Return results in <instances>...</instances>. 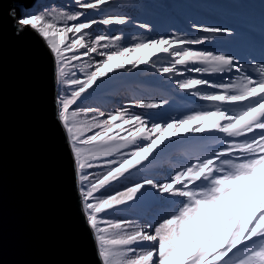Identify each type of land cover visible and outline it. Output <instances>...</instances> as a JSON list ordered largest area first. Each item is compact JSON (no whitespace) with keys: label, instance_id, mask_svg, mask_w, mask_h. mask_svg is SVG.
<instances>
[{"label":"snow or ice","instance_id":"obj_1","mask_svg":"<svg viewBox=\"0 0 264 264\" xmlns=\"http://www.w3.org/2000/svg\"><path fill=\"white\" fill-rule=\"evenodd\" d=\"M112 3L74 0L76 11L10 13L17 34L34 32L53 60L56 116L100 264H264V49L257 60L197 47L240 46L242 32L223 24L189 23L199 36L181 29L130 41L92 32L128 24L153 32L151 22L129 15H89ZM138 72L166 78L211 107L164 118L165 95L111 111L87 105L120 74ZM152 110L161 113L153 118ZM192 134H208L218 147L166 169L163 154ZM133 204L153 214L143 222L112 218Z\"/></svg>","mask_w":264,"mask_h":264},{"label":"water","instance_id":"obj_2","mask_svg":"<svg viewBox=\"0 0 264 264\" xmlns=\"http://www.w3.org/2000/svg\"><path fill=\"white\" fill-rule=\"evenodd\" d=\"M35 0H0V264H100L57 120L54 63L10 13Z\"/></svg>","mask_w":264,"mask_h":264},{"label":"rangeland","instance_id":"obj_3","mask_svg":"<svg viewBox=\"0 0 264 264\" xmlns=\"http://www.w3.org/2000/svg\"><path fill=\"white\" fill-rule=\"evenodd\" d=\"M123 1H116L113 0V3L108 5L105 10L108 12H93L90 13L93 18H101L99 14H104L105 15H126L124 14L121 10L120 11H112L109 6L111 5H120ZM235 4L238 6L243 5V9L245 10L244 12H248L250 16H253V18L258 17L260 18V12L264 13V0H262L261 3H254L252 0H236L234 1ZM41 6L43 7H51V8H39L37 7L34 8H27V10L30 11H44V10H65V11H76L78 10L76 5L74 4V0H68L63 6H60L59 8H55L53 2L51 0H48V2H41ZM127 6L126 3H122ZM121 4V5H122ZM129 4V3H128ZM40 6V7H41ZM200 5H197V7ZM255 6V7H254ZM20 10V9H19ZM218 19H221L218 17ZM224 20V19H221ZM140 21H144L141 19ZM149 22V21H148ZM219 24H223L226 26H232L234 28H237L234 24H232L229 20L226 21H220ZM126 27H129L128 25H125ZM124 27V26H122ZM118 28V26H111L110 28H106L103 25H96L94 28L91 30L92 32L96 34H105V33H111V34H119V33H124L125 37L128 39V41L131 40V37L133 35H141V36H147V35H158V33L152 32V33H146L142 29H137L135 31H132L130 28ZM243 29L250 30L249 26H244ZM192 32H190L191 34ZM196 36L203 35V33H196ZM242 48V47H240ZM244 48H247V45H244ZM235 52L238 54V48L237 50L234 49ZM161 80H164L165 83L163 85V88L165 91L160 90V82ZM151 85V86H149ZM60 88V86H59ZM118 91L116 94H120L118 99H115L114 97L111 98H105L104 95H106L109 91ZM208 91H211V89H206ZM61 91V88L59 92ZM181 91L175 89L174 85L166 82V78H162L159 76L153 77L151 73L149 72H138V73H133V74H120L115 80H113L110 84V86L105 89L102 93L96 95L89 101H87V105L94 106V107H100L102 110L105 111H111L116 107L119 106H126L129 101L134 100V99H139V98H156L159 97L160 95H165L167 98L170 100L171 98L175 97L176 93H179ZM110 95V94H109ZM115 95V94H111ZM182 99V97H180ZM191 101L194 103H199L200 106L198 107H204L208 108L211 107L209 104L203 101L197 100L195 97H190ZM104 100V101H103ZM183 101L181 100L179 102V106H173V103L170 102L169 106H166L165 109L162 110L163 117L167 118L168 116L172 115H177V114H183L189 110L197 109L198 107L196 105H193L190 107L188 105V102L184 104ZM196 106V107H195ZM174 107V108H173ZM132 111L135 112H144L146 110L142 109H135L133 108ZM176 111V113H175ZM161 113V110H152L151 115L153 118H157L158 115ZM210 144L211 146L218 147V145L214 144L212 140L209 138L208 134H204V136H200L197 134H192L189 139L186 142L183 143H178L176 144L173 148L170 150L166 151L163 154V157L161 158L162 163L164 164L166 169H170L172 167H176L179 164H182V162H186L187 159L191 158L190 156L185 155V151H199L200 149H203V146L205 144ZM216 149V148H215ZM215 149H210L209 151H214ZM202 152V150H201ZM167 153H170L167 158H164ZM183 155V156H182ZM179 160V161H176ZM169 162V163H167ZM153 214V210L143 207L139 204H133L130 207L123 208L119 212H116L112 214L113 219H133V220H138L140 222H143L146 220L149 216Z\"/></svg>","mask_w":264,"mask_h":264},{"label":"trees","instance_id":"obj_4","mask_svg":"<svg viewBox=\"0 0 264 264\" xmlns=\"http://www.w3.org/2000/svg\"><path fill=\"white\" fill-rule=\"evenodd\" d=\"M53 4L55 5V8H59L60 6H63L68 0H51ZM70 1V0H69ZM118 1V0H116ZM123 1L122 3L125 4H120V5H111L109 8L112 9V11H122L124 14L131 16L134 20L139 21V22H144V21H149L151 22L155 27L153 32L158 33V34H165L166 32H170V29H162L158 24H163V25H169L171 28L175 30H181L183 29L186 31L182 26L180 22H177L178 17H183V18H188L192 15V18L198 17L195 12L188 7L187 4L182 3L178 0H170L169 3L172 6L170 9L167 7L166 3L164 0H119ZM41 2H48V0H40L38 2L37 6L39 8H51L49 7H43L41 6ZM129 3V4H128ZM130 5H135V6H130ZM37 6H32L31 8L37 7ZM41 6V7H40ZM107 6H105L106 8ZM105 13L108 12L107 10H103ZM176 12V15H173V12ZM104 14H99V16H103ZM143 19L144 21H140ZM195 22V21H194ZM118 28H124L126 27L125 25H117ZM124 26V27H122ZM132 31H135L138 29L133 24H129V27ZM170 102L174 104H179V101L175 98H171L169 100ZM174 108V107H173Z\"/></svg>","mask_w":264,"mask_h":264},{"label":"bare ground","instance_id":"obj_5","mask_svg":"<svg viewBox=\"0 0 264 264\" xmlns=\"http://www.w3.org/2000/svg\"><path fill=\"white\" fill-rule=\"evenodd\" d=\"M131 75V74H130Z\"/></svg>","mask_w":264,"mask_h":264}]
</instances>
